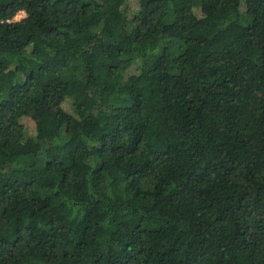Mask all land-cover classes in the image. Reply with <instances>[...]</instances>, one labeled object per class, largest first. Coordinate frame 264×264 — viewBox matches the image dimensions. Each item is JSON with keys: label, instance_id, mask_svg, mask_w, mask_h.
Masks as SVG:
<instances>
[{"label": "trees", "instance_id": "obj_1", "mask_svg": "<svg viewBox=\"0 0 264 264\" xmlns=\"http://www.w3.org/2000/svg\"><path fill=\"white\" fill-rule=\"evenodd\" d=\"M136 1L0 0V264H264V0Z\"/></svg>", "mask_w": 264, "mask_h": 264}, {"label": "rangeland", "instance_id": "obj_2", "mask_svg": "<svg viewBox=\"0 0 264 264\" xmlns=\"http://www.w3.org/2000/svg\"><path fill=\"white\" fill-rule=\"evenodd\" d=\"M132 2L133 5H136L137 4V1L136 0H130ZM198 11L201 12V10L199 8H197ZM27 13L24 11V10H21L19 11L16 15H15V19H21L22 17L26 16ZM63 104L68 108V109H72L71 108V104L67 101L63 102ZM25 122H26V125L28 126V128L30 130H34V121L32 118L30 117H27V119H25Z\"/></svg>", "mask_w": 264, "mask_h": 264}]
</instances>
